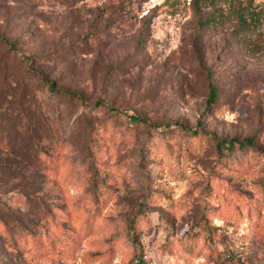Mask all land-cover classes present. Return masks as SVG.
Here are the masks:
<instances>
[{
  "label": "rangeland",
  "instance_id": "rangeland-1",
  "mask_svg": "<svg viewBox=\"0 0 264 264\" xmlns=\"http://www.w3.org/2000/svg\"><path fill=\"white\" fill-rule=\"evenodd\" d=\"M195 12L0 0V264H264V21Z\"/></svg>",
  "mask_w": 264,
  "mask_h": 264
},
{
  "label": "trees",
  "instance_id": "trees-1",
  "mask_svg": "<svg viewBox=\"0 0 264 264\" xmlns=\"http://www.w3.org/2000/svg\"><path fill=\"white\" fill-rule=\"evenodd\" d=\"M245 4L240 3V1L234 3L231 0H192V7L196 11L198 31L209 26L222 24L231 14L234 15L235 30L240 34L245 33L251 26H258L256 24H259L260 20L264 21V12L255 11V7L248 10ZM52 86L53 84L50 83L49 88H52ZM208 91V102H211L215 98L216 93L210 79H208ZM250 145L251 141L248 140L238 143L240 148Z\"/></svg>",
  "mask_w": 264,
  "mask_h": 264
}]
</instances>
